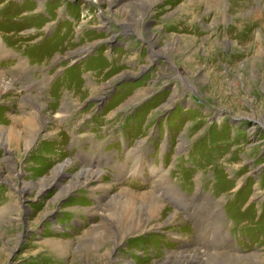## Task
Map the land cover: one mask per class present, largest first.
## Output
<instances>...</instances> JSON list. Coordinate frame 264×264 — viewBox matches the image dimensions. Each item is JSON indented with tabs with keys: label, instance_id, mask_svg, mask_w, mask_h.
I'll return each mask as SVG.
<instances>
[{
	"label": "rangeland",
	"instance_id": "rangeland-1",
	"mask_svg": "<svg viewBox=\"0 0 264 264\" xmlns=\"http://www.w3.org/2000/svg\"><path fill=\"white\" fill-rule=\"evenodd\" d=\"M185 254L264 264V0H0V264Z\"/></svg>",
	"mask_w": 264,
	"mask_h": 264
},
{
	"label": "bare ground",
	"instance_id": "bare-ground-1",
	"mask_svg": "<svg viewBox=\"0 0 264 264\" xmlns=\"http://www.w3.org/2000/svg\"><path fill=\"white\" fill-rule=\"evenodd\" d=\"M30 85V84H29ZM28 86V85H27ZM86 176V175H85ZM55 180V179H54ZM53 180V181H54ZM50 183H48L47 185H49ZM46 185V186H47ZM27 186H23L22 190L25 192V190L27 189ZM186 255V254H185ZM184 255V256H185ZM170 264H195V257H193V254H187L185 257L181 258L180 260L176 261V262H171Z\"/></svg>",
	"mask_w": 264,
	"mask_h": 264
}]
</instances>
